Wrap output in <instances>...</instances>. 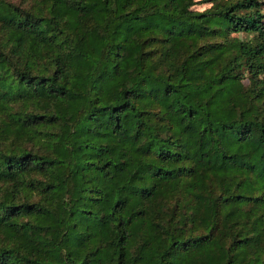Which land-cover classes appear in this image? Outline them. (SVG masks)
Segmentation results:
<instances>
[{
    "label": "trees",
    "instance_id": "1",
    "mask_svg": "<svg viewBox=\"0 0 264 264\" xmlns=\"http://www.w3.org/2000/svg\"><path fill=\"white\" fill-rule=\"evenodd\" d=\"M0 264H264V0H0Z\"/></svg>",
    "mask_w": 264,
    "mask_h": 264
},
{
    "label": "rangeland",
    "instance_id": "2",
    "mask_svg": "<svg viewBox=\"0 0 264 264\" xmlns=\"http://www.w3.org/2000/svg\"><path fill=\"white\" fill-rule=\"evenodd\" d=\"M209 5L210 4H208V3H199V4H197V8L200 9V10H203L206 7H208Z\"/></svg>",
    "mask_w": 264,
    "mask_h": 264
}]
</instances>
